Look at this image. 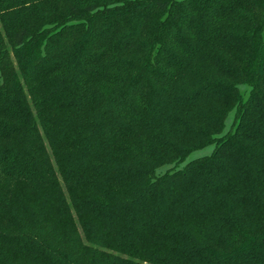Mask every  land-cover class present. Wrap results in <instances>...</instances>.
<instances>
[{
  "label": "trees",
  "instance_id": "trees-1",
  "mask_svg": "<svg viewBox=\"0 0 264 264\" xmlns=\"http://www.w3.org/2000/svg\"><path fill=\"white\" fill-rule=\"evenodd\" d=\"M0 264H264V0H0Z\"/></svg>",
  "mask_w": 264,
  "mask_h": 264
},
{
  "label": "rangeland",
  "instance_id": "rangeland-1",
  "mask_svg": "<svg viewBox=\"0 0 264 264\" xmlns=\"http://www.w3.org/2000/svg\"><path fill=\"white\" fill-rule=\"evenodd\" d=\"M232 124V115L229 116V118L227 119L226 121V130L225 131H228L230 126ZM212 152V148L209 147V148H206L204 150H201V151H198V152H195L193 153L192 155H190L186 161H189V160H192V159H195V158H198V157H202V156H207L209 155L210 153ZM167 168H163V169H160L158 170V173H163Z\"/></svg>",
  "mask_w": 264,
  "mask_h": 264
}]
</instances>
